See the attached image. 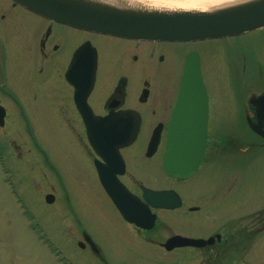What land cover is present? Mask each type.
Wrapping results in <instances>:
<instances>
[{"label":"flooded vegetation","instance_id":"obj_1","mask_svg":"<svg viewBox=\"0 0 264 264\" xmlns=\"http://www.w3.org/2000/svg\"><path fill=\"white\" fill-rule=\"evenodd\" d=\"M92 45L96 51L94 79L89 67ZM81 46L86 47L79 57L81 66H74L76 50ZM0 48L1 55H6L1 56L2 64L9 60L8 66L0 64V103L19 108L37 105L40 122L55 128L54 134L37 143L36 148L39 169L53 171L60 185L64 172L70 183L96 182L101 186L102 176L112 185L119 182L141 199L144 187L174 189L182 199L178 213L200 227V232L185 228L182 234L213 236L201 247H179L188 251L181 253L182 260L197 264H236L237 252L248 245L260 220L262 226H257V231L264 230V211L257 218L246 210L239 214L237 203V197L247 198L252 187L238 175L249 170L253 154L250 147L264 146L263 138L247 143L244 153L238 146L239 136L211 131L203 160L193 173L176 177L165 170L167 127L186 57L197 50L195 43L99 34L39 16L13 0H0ZM259 93H264V88ZM207 94L208 122L221 113L256 121L257 112L249 99L222 103L225 100L211 98L208 88ZM90 114L106 117L109 128H113L107 131L109 139L98 141L97 148L87 136L85 117ZM158 124L162 125L159 139L156 145H150ZM151 210L157 214L158 228L165 224L159 217L162 211L173 212ZM128 224L136 233L144 230ZM79 230L82 246H88L106 264L98 243L82 226Z\"/></svg>","mask_w":264,"mask_h":264},{"label":"rangeland","instance_id":"obj_2","mask_svg":"<svg viewBox=\"0 0 264 264\" xmlns=\"http://www.w3.org/2000/svg\"><path fill=\"white\" fill-rule=\"evenodd\" d=\"M196 47L202 57L203 80L212 99L228 103L234 99V85L249 83L250 89L264 83V27L236 36L205 39ZM1 56L6 55L0 54V62ZM9 59L14 62L13 57ZM4 64L8 66L9 60L6 63L5 59ZM5 104L8 113L0 128V264H104L88 246L78 245L80 223L98 243L107 264H169L168 260L162 261L167 257L160 254L156 244H146L141 241L145 236L135 235L96 182L70 183L61 172L60 185L53 171L39 169L36 144L52 136L55 128L40 122L37 105L19 108L9 102ZM208 129L232 132L241 142L254 139L243 119L229 113L212 119ZM253 152L249 170L238 175L239 180L247 179L252 186L247 198L237 197L238 211L249 210L250 216L264 206V146ZM5 169L10 171L6 173ZM7 178L17 181L14 185L21 202ZM47 192H53V203L46 202ZM26 210L31 222L25 217ZM68 211H74L76 219ZM177 213L163 211L165 224L157 232L149 233V237L170 229L200 232L197 224L185 221ZM258 216L262 214L256 212L255 218ZM257 226H262V220ZM253 233L254 238L237 252L236 264H264V234L257 228Z\"/></svg>","mask_w":264,"mask_h":264},{"label":"water","instance_id":"obj_3","mask_svg":"<svg viewBox=\"0 0 264 264\" xmlns=\"http://www.w3.org/2000/svg\"><path fill=\"white\" fill-rule=\"evenodd\" d=\"M22 5L50 18L65 21L78 27L98 32L114 34L137 39L158 40H195L233 35L242 31L264 25V0H240L239 2L219 6L212 10H181L153 9L146 7H131L124 0H16ZM198 84L201 98L200 109L193 111L184 120L185 92L191 90L187 84ZM204 86L199 71V61L196 53H191L186 61L183 72L181 90L176 102L169 132L172 137L173 167L167 164V169L175 174H183L194 170L203 154L206 139V107ZM193 98V96L191 97ZM262 104V98L258 99ZM191 99L189 105H195ZM0 106V116L3 115ZM196 116H198L196 118ZM184 118V119H183ZM1 121V120H0ZM101 127L100 122L94 121ZM101 129H103L101 127ZM253 129L264 135L260 122ZM159 128L155 129L158 132ZM156 138V137H155ZM177 161V162H176ZM190 164L188 168L186 163ZM116 205L131 221L143 227H150L152 217L144 220L142 212L145 208L137 202V211L124 200V193L118 186H107ZM154 198L161 196L162 191H152ZM53 201V197L49 198ZM159 205V204H158ZM169 207L174 205L169 204ZM150 221V222H149ZM187 240V239H186ZM190 243H202V240H187ZM180 245V244H174Z\"/></svg>","mask_w":264,"mask_h":264},{"label":"bare ground","instance_id":"obj_4","mask_svg":"<svg viewBox=\"0 0 264 264\" xmlns=\"http://www.w3.org/2000/svg\"><path fill=\"white\" fill-rule=\"evenodd\" d=\"M131 7L153 9L212 10L240 0H124Z\"/></svg>","mask_w":264,"mask_h":264}]
</instances>
